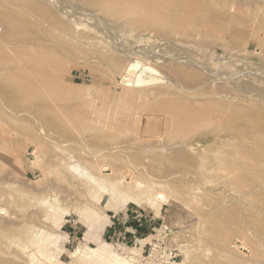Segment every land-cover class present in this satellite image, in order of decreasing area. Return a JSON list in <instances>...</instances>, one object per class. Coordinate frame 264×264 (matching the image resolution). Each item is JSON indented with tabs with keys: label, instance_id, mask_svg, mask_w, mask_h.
Returning <instances> with one entry per match:
<instances>
[{
	"label": "rangeland",
	"instance_id": "1",
	"mask_svg": "<svg viewBox=\"0 0 264 264\" xmlns=\"http://www.w3.org/2000/svg\"><path fill=\"white\" fill-rule=\"evenodd\" d=\"M39 49L55 66L26 87ZM136 62L149 81L124 84ZM154 243L264 264V0H0V264H139Z\"/></svg>",
	"mask_w": 264,
	"mask_h": 264
},
{
	"label": "bare ground",
	"instance_id": "2",
	"mask_svg": "<svg viewBox=\"0 0 264 264\" xmlns=\"http://www.w3.org/2000/svg\"><path fill=\"white\" fill-rule=\"evenodd\" d=\"M107 1H109V0H106V2ZM108 8V7H107ZM110 8V7H109ZM157 16V15H156ZM158 18V17H157ZM38 51V50H37ZM31 52V53H29V55H28V70H29V72H30V74H29V76H28V81H29V84H28V86H26V87H30V88H32L33 86H35V85H37L38 83H39V80H38V76H40V77H42V78H44L45 77V79H46V77H47V75H49V73L51 74V70H49V68L46 66V64H53L54 66H55V63H56V59H55V57H54V55L50 52V51H47V50H40L39 49V51L38 52ZM56 56V55H55ZM53 66V67H54ZM140 66V64L138 63V62H136V63H132V64H127L126 66H124L123 68H124V74H123V77H121V79H123V81L125 82L124 84H131V83H133V82H135L136 84H139V85H142V84H144L145 82H148L149 80H146L147 78H145L146 77V72L147 73H149L151 70H150V68L149 67H147V66H145L144 68H143V70H142V72L140 73V74H136V75H134L135 74V71H136V69L138 68ZM49 67H50V65H49ZM52 67V66H51ZM55 68V67H54ZM55 71V70H54ZM123 72V71H122ZM144 72H145V74H144ZM122 75V74H121ZM52 78H53V76H51ZM51 77H50V79H51ZM134 77H135V79H134ZM49 78V77H48ZM55 78V77H54ZM40 80H41V78H40ZM54 80V79H53ZM134 80V81H133ZM45 82H46V80H44ZM49 82H52V80L50 81V80H48ZM54 82V81H53ZM41 83V82H40ZM43 83V82H42ZM121 83H122V81H121ZM46 84V83H45ZM47 85V84H46ZM42 86V85H41ZM49 86V85H48ZM52 86V84L50 83V86L49 87H51ZM44 87V86H43ZM43 87H41V88H43ZM39 88V87H38ZM36 89V88H35ZM45 89V88H44ZM46 90V89H45ZM203 103V102H202ZM205 103V102H204ZM201 104V103H200ZM206 104V103H205ZM196 106H198V105H196ZM203 106V105H202ZM201 106V107H202ZM192 107V106H191ZM183 108V107H182ZM189 108V107H188ZM196 108V107H195ZM199 108V107H198ZM187 109V108H186ZM191 109H193V108H191ZM197 109V108H196ZM200 110V109H199ZM202 110V109H201ZM200 110V111H201ZM209 110H211L210 108H209ZM216 110H217V108H216ZM188 111V110H187ZM223 111V110H222ZM227 111V110H226ZM177 112H178V110H177ZM184 115L187 113L186 112V110L184 109ZM193 113H194V111H192ZM192 112H191V114H192ZM196 112L197 113H199L200 114V112H198V110H196ZM229 112V111H228ZM202 113V112H201ZM179 114V113H178ZM181 114H183L182 112H181ZM190 113H187L186 115H189ZM206 114V113H205ZM209 114H211V112L209 113ZM213 114V113H212ZM215 114H217L213 119L212 118H208V120H209V122H214V121H225V120H227L228 118H227V115H226V113L223 111V112H218V113H215ZM183 115V116H184ZM197 115V114H196ZM193 116V115H192ZM186 117V116H185ZM197 117H198V115H197ZM189 118H190V116H189ZM201 118V117H200ZM200 118H199V120H200ZM203 118V117H202ZM183 119V118H182ZM214 120V121H213ZM180 121H182V120H180ZM183 121H186V120H183ZM183 121L181 122V123H183ZM196 121V120H195ZM194 121V122H195ZM201 121V120H200ZM205 122L207 121V119L206 120H204ZM219 121V122H220ZM227 122V121H226ZM188 123V122H187ZM196 123H199V122H195V124ZM202 123V122H201ZM208 123V122H207ZM206 123V124H207ZM179 125H180V123H178ZM185 124H186V122H185ZM190 123H188V125H189ZM192 125H193V123H191ZM218 124V123H217ZM187 125V124H186ZM185 125V126H186ZM197 125V124H196ZM199 125H201V124H199ZM213 125H214V123H213ZM232 125V124H231ZM231 125H229V126H231ZM178 126V125H177ZM195 126V125H194ZM206 126H208V125H206ZM211 126V125H210ZM228 126V127H229ZM189 127H191V126H189ZM199 127V129H200V126H198ZM197 127V128H198ZM228 127H226V129H228ZM232 127V126H231ZM167 128V127H166ZM181 128V127H180ZM196 128V129H197ZM201 128H203L202 127V125H201ZM206 128V127H205ZM209 128V127H208ZM220 128V127H219ZM225 128V127H224ZM170 129V128H169ZM171 129H173V127L171 128ZM185 129H187V126H186V128ZM190 129V128H189ZM198 129V130H199ZM225 129V130H226ZM231 129V128H230ZM167 130H168V128H167ZM166 130V131H167ZM180 130V129H179ZM192 130V129H191ZM198 130L197 131H195V132H197V133H199L198 132ZM205 131H206V129H204ZM203 129H202V131H204ZM223 130L224 129H222V132H223ZM225 130H224V133H225ZM229 130V129H228ZM227 130V131H228ZM232 130V129H231ZM172 131V130H171ZM175 131H176V128H175V130L173 131L174 133L173 134H175ZM183 130H181L180 132H182ZM190 130H188L187 132H189ZM200 131V130H199ZM217 131H219V129L217 130ZM230 131V130H229ZM229 131H228V133H229ZM233 132H234V130H232ZM231 131V132H232ZM165 132V131H164ZM169 132H170V130H169ZM169 132H167V133H169ZM179 131H176V134L178 133ZM179 132V133H180ZM186 132V133H187ZM191 132V131H190ZM195 132L193 131L192 133H194V135H193V137L192 138H194V137H197V136H195ZM209 132H210V130H209ZM214 132H216V131H214ZM230 132V133H231ZM171 134H172V132H170ZM185 131H184V136H185ZM192 133H191V135H192ZM204 133H206V132H204ZM203 133V134H204ZM227 133V134H228ZM172 134V135H173ZM188 134V133H187ZM186 134V135H187ZM179 135V134H178ZM180 135H182V133H180ZM220 135V134H219ZM168 136V135H167ZM175 136H177V135H175ZM174 136V137H175ZM199 136V135H198ZM168 137H171V136H168ZM173 137V138H174ZM177 137H179V136H177ZM181 137V136H180ZM179 137V138H180ZM183 137V136H182ZM187 137V136H186ZM201 137V134H200V136H199V138ZM219 137V136H218ZM222 137V136H221ZM224 138V137H223ZM229 138H231V137H229ZM178 139V138H177ZM181 140V139H180ZM187 140H188V138H187ZM227 140V139H226ZM230 140H232V138L231 139H229V142H230ZM177 141V140H176ZM183 141L186 143V141L183 139ZM163 142V141H162ZM228 142V141H227ZM226 142V143H227ZM231 142H233V140L231 141ZM179 143V142H178ZM177 143V144H178ZM234 143V142H233ZM233 143H231V145L233 144ZM230 145V143H227V145ZM174 145L176 146V143H174ZM220 145V144H219ZM222 146H224V145H222ZM217 148H219L218 146H216ZM225 147H227V148H230L229 146H225ZM232 147V146H231ZM233 148L235 149V146H234V144H233ZM221 149H222V147H221ZM224 149V148H223ZM231 149V151H233L232 150V148H230ZM229 149V150H230ZM228 151V150H227ZM216 153H218V151L216 152ZM220 153H222V152H220ZM72 169L73 170H75V171H77L78 173H79V167H76V166H73L72 167ZM224 170V169H223ZM198 191V190H197ZM193 192V191H192ZM202 197V196H201ZM199 199V198H198ZM84 247L85 245H83V244H80V247ZM122 250L124 251V253L123 254H125L126 255V259L124 260H122V262H126V264H129L128 263V260H130V258H132V256H133V254H132V250L131 249H129V248H127V247H122ZM81 252V251H80ZM99 253H100V251H99ZM136 255V254H135ZM135 257H137V256H135Z\"/></svg>",
	"mask_w": 264,
	"mask_h": 264
},
{
	"label": "built area",
	"instance_id": "3",
	"mask_svg": "<svg viewBox=\"0 0 264 264\" xmlns=\"http://www.w3.org/2000/svg\"><path fill=\"white\" fill-rule=\"evenodd\" d=\"M139 264H175L174 256L167 253L166 249L161 247L160 244L154 243L151 245L148 254L142 257Z\"/></svg>",
	"mask_w": 264,
	"mask_h": 264
},
{
	"label": "crops",
	"instance_id": "4",
	"mask_svg": "<svg viewBox=\"0 0 264 264\" xmlns=\"http://www.w3.org/2000/svg\"><path fill=\"white\" fill-rule=\"evenodd\" d=\"M127 211H129V210H127ZM135 212H136V215L135 216H133L131 213H126L127 215H129L130 216V218L131 219H134V218H137V219H139V220H137L138 221V223H136L135 225H134V227H135V229H136V232H135V237L137 238V237H139V238H141L142 236H144V234H146V233H143V230H146V229H148V227H149V221L150 220H148L147 221V219H146V217L141 213V212H139L138 210H135ZM140 217H141V220H140ZM133 230V229H132ZM138 239V238H137ZM136 239V240H137ZM139 241V240H138Z\"/></svg>",
	"mask_w": 264,
	"mask_h": 264
}]
</instances>
